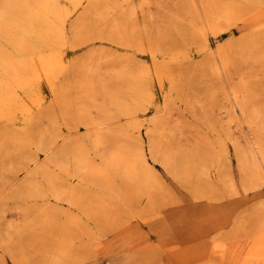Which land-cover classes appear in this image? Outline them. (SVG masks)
I'll return each instance as SVG.
<instances>
[{
	"label": "rangeland",
	"instance_id": "374dc122",
	"mask_svg": "<svg viewBox=\"0 0 264 264\" xmlns=\"http://www.w3.org/2000/svg\"><path fill=\"white\" fill-rule=\"evenodd\" d=\"M140 1L133 0V4L137 5ZM158 1L153 0L150 5L137 7L135 17L130 20L145 26L146 33H141V36L147 47L159 48L160 53L156 56H152L153 52L151 55L149 51L138 50L134 40L128 41V47L120 39L113 40L107 32L110 20L94 19L93 24L89 23L83 29L80 27V30L79 26L74 27L73 23L83 8L74 12L68 20L66 46L63 49L68 63L82 58L83 54L86 56L91 50L113 52L116 57L130 52L135 61L142 65L161 63L159 65L168 66L171 73L164 77L162 85L154 75L148 78L146 85L153 94L154 103L147 107V114L140 115L138 119L142 125L139 140L143 144L145 157L162 178V191L153 200V209L150 213L138 215L136 218L132 217L134 214L126 212L119 202L128 186L121 170L117 174L111 173L117 195L112 207L119 212L123 211V214H113L105 221L87 219L83 227L73 235L76 261L67 264H220L217 262L219 259L216 254V241L227 243L230 247V258H235L244 247L245 241L255 232L258 212L264 211V170L258 167L252 156L257 149V140L255 132L248 125L250 115L238 108L234 112L233 100L225 91L226 81L213 71L214 52L219 49L226 50L232 63L229 66V78L237 83L239 68L251 74L252 80L257 82L253 88L258 94L257 106L264 108V45L260 51L255 52L256 61L248 63L238 56L235 58V50L229 49L230 45L249 41L253 37L264 39V0H245L247 4H251L245 9H249L248 13L255 14L256 18L225 26L214 32L205 29V33L200 31L202 29L198 20L195 25L190 23L188 9L177 7L172 0H162L163 6L160 7ZM127 10L130 7L126 3L119 8L120 13ZM149 14L154 17L149 18ZM127 26L131 33V24ZM25 28V31L13 30L15 36L12 38L25 40L28 48L17 47L14 41L1 38L0 46L5 52H11L21 60L27 59L24 52H29L32 47L49 49L54 44V40L50 38L45 40L35 37L31 26L27 25ZM43 28H47L46 24ZM141 31L143 30L138 32ZM78 32L81 34V41L76 38ZM88 38L92 39L87 40ZM17 69V73L22 76H27L32 71L29 64H20ZM40 92V110L47 112L54 94L45 81L41 83ZM167 97L169 107L172 108L170 126L173 127L180 121L184 129L182 133L174 132L170 135L168 142L160 143L166 154H154L150 151L148 121L157 114V109L163 110ZM40 110L35 107L33 116H37ZM90 115L95 117L97 114L91 111ZM58 121L59 133L69 136V130L62 124V118L59 117ZM27 122L26 116L19 113L12 120L9 130L14 134H21ZM38 124L40 127L32 126L27 132L36 137L46 132V127L50 126L47 119L38 121ZM124 124L125 120L122 119L119 125ZM91 132L82 124L70 136L72 139L76 136L86 137ZM102 133L104 139H110L108 132ZM85 139L88 141V137ZM60 147L61 141L57 144V148ZM135 147L139 148L140 145ZM111 149V145L104 147L106 151ZM28 154L37 156L40 163L46 158L43 152H36L35 149ZM96 159L101 161L100 157ZM246 162L256 170L255 178L250 182L248 179L252 172L241 171V164ZM7 163L16 164L17 161L10 159ZM3 171L5 176L0 178V210L3 206L6 209L5 217H0V264H51L41 258L38 252L40 243L37 248L26 246L31 240L30 237L38 240L43 237V232H30L25 228L18 233L19 227H25L26 219L15 208L25 205L36 210L38 207L49 206L69 213L76 212L75 209L69 208L66 202H58L53 198H20L26 185V171L19 167H7ZM102 171L107 179H100L97 187L92 190L96 194L107 188L106 183L110 178L106 174L107 169ZM43 179L39 176L30 180L28 187L32 190L41 188L46 184ZM76 182L77 179L70 178L67 185H76ZM232 183L236 185L234 190L231 189ZM147 207L146 198L133 204L137 212ZM60 219L59 223L64 217L60 216ZM43 221L44 218L41 217L40 223ZM174 238L185 248L179 255L172 254L169 249V241L173 242ZM21 251L29 255L27 262L20 259L24 258Z\"/></svg>",
	"mask_w": 264,
	"mask_h": 264
},
{
	"label": "bare ground",
	"instance_id": "6f19581e",
	"mask_svg": "<svg viewBox=\"0 0 264 264\" xmlns=\"http://www.w3.org/2000/svg\"><path fill=\"white\" fill-rule=\"evenodd\" d=\"M152 1L141 0L136 5L133 4V0H0V39H9L14 41L17 47L27 49L28 44L25 40L12 37L15 36L13 30L25 31V27L29 25L35 37L54 40L49 49L30 48L29 52H24L27 59L21 60L11 52H5L0 46V178L5 176L3 170L7 167L13 169L19 167L28 175L25 178L26 185L20 193L23 196L20 198L36 200L53 198L58 202H66L69 208L76 211L69 213L49 206L38 207L36 210L25 205L15 208L26 219L25 227H19L18 233L25 228L30 232H43V237L38 240L30 237L31 240L26 246L37 248L40 243L38 252L45 262L49 261L51 264L75 262L76 245L73 235L83 227L86 220L92 218L105 221L113 214H123V211L119 212L117 208L112 207L117 195L111 173L117 174L119 170L122 171L128 188L119 203L126 212L134 214L132 215L134 218L150 213L154 205L153 200L162 191V178L152 169L143 152V144L139 140L142 125L138 119L140 115H146L149 110L147 107L154 103L153 94L146 85L148 78L154 75L162 85L164 77L171 73L169 67L160 66L161 63L142 65L135 61L130 52L116 57L113 52L91 50L86 56L83 54L82 58L70 63L63 55L68 20L74 12L83 8L73 23L74 27L79 26L80 30V27L83 29L88 27L89 23L93 24L94 19L110 20L107 32L113 40L120 39L121 42L127 43V47L128 41L134 40L138 50L149 51L151 55L153 52L152 56H156L160 53L159 48L147 47L141 36V33H146L145 26L130 22L136 15L137 7L150 5ZM172 1L177 7L188 9L190 23L195 25L198 20L202 29L200 31L204 33L205 29L214 32L222 30L225 26L256 18L255 14L248 13L249 9H245L251 5L245 0ZM123 3L128 4L130 10L120 13L119 8ZM158 6H163L162 0L158 1ZM147 16L154 17L152 14ZM129 23L131 33L128 32ZM44 24L47 26L45 29ZM140 29L143 31L138 32ZM77 37V40L81 41L79 32ZM93 37L96 39L94 32ZM253 38L230 45L229 49L235 50L234 57L238 56L245 63L256 61L255 52L262 49L264 39L259 36ZM227 53L223 49L214 52L213 71L226 81L225 91L233 100L234 112L238 108L250 115L248 125L255 132L257 140V149L252 156L258 167L264 170V108L257 106L258 94L253 90L257 82L253 81V76L247 74L243 68L237 70V83L229 78V66L232 63ZM20 64L31 65V74L22 76L17 73V66ZM107 76L109 80L105 79ZM43 81L54 94L50 110L47 112L40 110L42 106L40 86ZM19 90L23 92L20 93ZM169 106L167 97L163 110L157 109V114L148 121L151 153L166 154L160 143L168 142L174 132H183L184 128L180 121L173 127L170 126L172 108ZM35 107L41 111L37 116H33ZM91 111L97 115L91 116ZM19 113L26 116L28 124L21 134H14L9 128ZM59 117L62 118V124L68 128L69 136L62 135L63 133L60 134L57 130L60 129ZM43 119H47L50 124L46 127V132L36 137L27 132L32 126L38 127V121ZM122 119L125 120V124L119 125ZM82 124L87 130L92 131L86 136L88 141L83 136H76L74 139L70 136L71 132ZM103 131L110 134L109 140L104 139ZM59 141L62 142L60 149L57 148ZM108 145H111L112 149L104 150ZM137 145L140 147H135ZM34 149L46 155L44 162L40 163L37 156L32 157L28 154ZM96 157H100L101 161H97ZM10 159H15L17 163H7ZM241 165L242 172H252L248 181L254 180L256 175L254 167L247 162ZM103 169L108 170L106 174H109L110 178L106 183L107 188L96 194L92 190L97 187L100 179L102 177L107 179ZM39 176L44 178L46 184L32 190L28 187V182ZM70 178L77 179V184L67 185ZM235 187L236 185L232 183L231 189L234 190ZM141 198H146L148 207L137 212L133 204ZM5 209L3 206L0 210V217H5ZM40 216L44 218L41 223ZM60 216L64 217L61 223ZM116 216L118 221V215ZM256 218L255 232L245 241L244 247L235 258H230V247L227 243L216 241L215 248L219 259L217 262L264 264V211L258 212ZM38 228L40 229L37 230ZM169 243L172 254L183 253L185 248L179 240L174 238L173 242ZM21 252L24 258L20 259L27 262L29 255Z\"/></svg>",
	"mask_w": 264,
	"mask_h": 264
}]
</instances>
